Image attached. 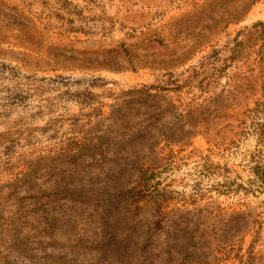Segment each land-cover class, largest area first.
Masks as SVG:
<instances>
[{"label": "rangeland", "instance_id": "rangeland-1", "mask_svg": "<svg viewBox=\"0 0 264 264\" xmlns=\"http://www.w3.org/2000/svg\"><path fill=\"white\" fill-rule=\"evenodd\" d=\"M257 152L264 0H0V264H264Z\"/></svg>", "mask_w": 264, "mask_h": 264}, {"label": "trees", "instance_id": "trees-1", "mask_svg": "<svg viewBox=\"0 0 264 264\" xmlns=\"http://www.w3.org/2000/svg\"><path fill=\"white\" fill-rule=\"evenodd\" d=\"M256 155H260V152H257L256 154H253L252 156V162L254 163L252 170L256 174L258 181H260V183H264V168L263 166L260 165L259 161L255 159L257 157ZM237 186L240 188H243L241 185H237ZM186 258H187V255H185L184 257H181V264L186 263L185 261Z\"/></svg>", "mask_w": 264, "mask_h": 264}]
</instances>
